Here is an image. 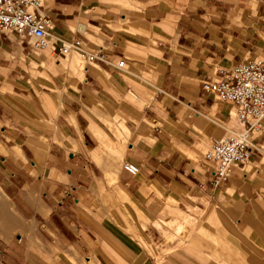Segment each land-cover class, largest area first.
<instances>
[{
  "label": "crops",
  "instance_id": "0c3cea01",
  "mask_svg": "<svg viewBox=\"0 0 264 264\" xmlns=\"http://www.w3.org/2000/svg\"><path fill=\"white\" fill-rule=\"evenodd\" d=\"M42 10L54 49L0 33V264H156L154 222L177 209L218 208L238 248L264 254V130L261 148L211 187L204 152L236 121L232 103L202 88L264 58V0H42ZM75 38L126 70L74 71L57 49Z\"/></svg>",
  "mask_w": 264,
  "mask_h": 264
},
{
  "label": "built area",
  "instance_id": "2783aa9c",
  "mask_svg": "<svg viewBox=\"0 0 264 264\" xmlns=\"http://www.w3.org/2000/svg\"><path fill=\"white\" fill-rule=\"evenodd\" d=\"M52 29L53 19L43 12L42 0H0V33H13L30 49H54ZM57 50L65 55L77 53L84 63L126 70L122 58L112 60L102 49H87L79 38L61 42ZM202 88L234 105L236 126L229 128L225 136L212 139L203 155L211 167L210 185L219 187L235 166L245 163L261 148L254 139L264 130V58L234 63L217 79L203 81ZM161 92L156 88V93ZM152 128L160 130L156 121ZM122 169L130 176L139 172L138 165L130 161H123Z\"/></svg>",
  "mask_w": 264,
  "mask_h": 264
},
{
  "label": "rangeland",
  "instance_id": "374dc122",
  "mask_svg": "<svg viewBox=\"0 0 264 264\" xmlns=\"http://www.w3.org/2000/svg\"><path fill=\"white\" fill-rule=\"evenodd\" d=\"M72 66L74 71L83 70L77 53H72ZM168 214L167 220L154 222L161 232V237L154 239L157 250L152 260L156 264H264V254L259 250L245 244L243 251L238 248L230 236L234 223L224 222L218 208L209 213L177 209Z\"/></svg>",
  "mask_w": 264,
  "mask_h": 264
}]
</instances>
